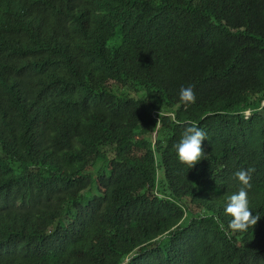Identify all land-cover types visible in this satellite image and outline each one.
<instances>
[{
  "label": "trees",
  "instance_id": "1",
  "mask_svg": "<svg viewBox=\"0 0 264 264\" xmlns=\"http://www.w3.org/2000/svg\"><path fill=\"white\" fill-rule=\"evenodd\" d=\"M0 264H264V0H0Z\"/></svg>",
  "mask_w": 264,
  "mask_h": 264
},
{
  "label": "clouds",
  "instance_id": "2",
  "mask_svg": "<svg viewBox=\"0 0 264 264\" xmlns=\"http://www.w3.org/2000/svg\"><path fill=\"white\" fill-rule=\"evenodd\" d=\"M179 98L187 107L194 104L196 95L193 86L181 87ZM161 115V111L159 116ZM206 140V133L191 123L187 126L182 134L181 139L173 147L177 153L178 160L181 164L186 165L189 169L194 168L205 156L202 143ZM254 168L241 169L234 173V177L239 181L241 187L238 192L228 197V202L224 209L225 215L231 217L227 228L220 223V229L225 235L231 238L232 234L247 231L250 227H255L261 219L258 214L253 215L249 207L248 191L251 189V174Z\"/></svg>",
  "mask_w": 264,
  "mask_h": 264
},
{
  "label": "rangeland",
  "instance_id": "3",
  "mask_svg": "<svg viewBox=\"0 0 264 264\" xmlns=\"http://www.w3.org/2000/svg\"><path fill=\"white\" fill-rule=\"evenodd\" d=\"M225 23H226V25L229 27V28H232V29H235V30H240V29H244V26L242 25V24H239V23H235V22H232V21H229V20H225ZM121 89V92L122 93H130V94H135L136 92V90H125V89H122V88H120ZM139 90V92H138V95H140V96H142L143 95V93H144V90L142 89V88H139L138 89ZM248 116L250 115V113H248L247 114Z\"/></svg>",
  "mask_w": 264,
  "mask_h": 264
}]
</instances>
